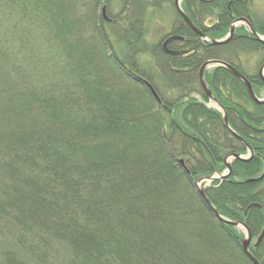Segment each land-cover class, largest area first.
Instances as JSON below:
<instances>
[{
    "label": "trees",
    "instance_id": "obj_1",
    "mask_svg": "<svg viewBox=\"0 0 264 264\" xmlns=\"http://www.w3.org/2000/svg\"><path fill=\"white\" fill-rule=\"evenodd\" d=\"M103 1L0 0V264H252L241 251L243 234L216 220L193 188L197 177L221 172L226 155L245 152L221 111L207 105L197 70L205 60H223L258 95L264 44L239 30L212 45L174 11L167 35L185 40L174 41L169 55L146 41L144 21L173 0H124L108 23L98 13ZM248 6L181 2L211 39L224 37L234 18L249 19ZM252 25L264 34L262 22ZM36 38L55 53H41ZM144 54L176 96H163L154 70L139 65ZM205 80L254 151L249 161L233 160L228 178L213 181L206 195L256 235L264 212V104L252 102L223 67L207 68ZM251 202L261 208L243 216ZM263 246L264 238L249 246L261 264Z\"/></svg>",
    "mask_w": 264,
    "mask_h": 264
},
{
    "label": "water",
    "instance_id": "obj_2",
    "mask_svg": "<svg viewBox=\"0 0 264 264\" xmlns=\"http://www.w3.org/2000/svg\"><path fill=\"white\" fill-rule=\"evenodd\" d=\"M180 1L181 0H174L173 4H174V8H175V11L176 13L182 17V19L184 20V22L186 23V25L195 33L197 34L199 37L205 39V40H208L210 44L212 45H224L226 43H228L230 41V39L232 38L233 36V33H234V29L236 27V24L237 23H245L248 28H249V33L250 35L252 36V38H254L256 41L258 42H261L264 44V36H261L259 35L252 27L251 25L249 24L248 20L246 18H243V17H240V18H236L234 19L230 25H229V31H228V34L223 38V39H220V40H215V39H211V38H208L206 37V35H204V33L198 28L196 27L192 22L191 20L187 17V15L185 14V12L182 10V8L180 7ZM201 2H209L211 0H199ZM102 12L104 14V7L102 8ZM102 14V15H103ZM211 65H218V66H221L225 69H227L234 77H236L237 79H239L245 86H246V89H247V92L250 96V98L252 99L253 102H255L256 104H264V98L263 99H259L254 91H253V88L250 84V82L235 68L233 67L231 64L225 62V61H222V60H217V59H210V60H206L204 61L199 69H198V74H197V77H198V82L203 90V92L206 94L207 98L209 100H212L213 102L215 101L213 95H212V92L210 90V88L208 87L207 83H206V80H205V77H204V71H205V68L208 67V66H211ZM264 63L261 64V66L259 67V70H258V75L260 77V79L262 80V82L264 83ZM145 84L146 86L148 87L149 91L151 92V94L153 95V97L159 101V98L155 92V90L153 89V87L145 81ZM223 112V125L224 127L229 130L230 132H232L239 140H241L242 143H244V140L238 136L231 128L230 126L228 125V122H227V117H226V114L225 112L222 110ZM252 155V151L251 149L249 148V155L246 156V157H243L241 156L239 153H232L230 155H227L225 158H224V164L225 166L227 167V172L224 173V174H220L219 175V178L220 179H224L226 178L229 173H230V169H231V164H230V161L228 160H231V159H238V160H243V161H247L250 159ZM178 163H179V166L183 168V170L188 173V170L185 168L184 166V163H183V160L182 159H178ZM212 179H215L213 176H207V177H204V178H197L194 182H193V186H194V189H195V192H196V195L198 196V198L200 199V201L203 203V205L206 207V209L209 211V213L217 220L223 222V223H227V224H230V225H233V226H240L242 227L244 230H245V236L240 239V244H241V249H242V252L244 253V255L248 258V260L252 263V264H260L258 262V260L254 257V255L251 253V251L249 250V244H250V241H251V232H250V229L241 221H230L224 217H222L218 211L216 210V208L214 207V205L210 202V200L208 199V197L206 196V193H205V187L204 186H200V183L203 181V180H212ZM251 206H258V204L256 203H253V204H250L248 207L250 208ZM264 237V227L260 233V235L258 236L257 240H256V244L260 243V241L262 240V238Z\"/></svg>",
    "mask_w": 264,
    "mask_h": 264
},
{
    "label": "rangeland",
    "instance_id": "obj_3",
    "mask_svg": "<svg viewBox=\"0 0 264 264\" xmlns=\"http://www.w3.org/2000/svg\"><path fill=\"white\" fill-rule=\"evenodd\" d=\"M123 1L124 0H107L106 2H104L106 4V12L109 16L114 17L117 14H119V12L122 10L123 8ZM102 4V3H101ZM101 4H100V10L98 9V13H101ZM248 7H249V17L251 20H253L255 23L258 22H262L263 26H264V0H248ZM81 6V5H80ZM86 10L85 5L83 4L78 12H84ZM174 8L170 5V4H164L163 8L160 11H155L153 13V15L151 16L150 13H146L145 16V21H144V25L147 29V34H146V41L148 43H152V44H161V41L163 39V36L170 32L171 27H172V23L173 20L175 18V12H174ZM246 26L244 25V23H238L237 24V28L236 31L238 32L239 30H245ZM106 32L108 33V37L109 40L112 43L113 49L115 50L116 53H119L122 56V44L120 43L119 40H117L114 36H112V34L110 33V28L109 27H105ZM88 31V30H87ZM264 35V34H263ZM11 40V38L9 39ZM35 43L39 46V50L41 51V53L49 55L51 51H53L55 53V50L53 49V44L52 43H46L45 40H43L42 38H36L34 39ZM12 43H15V40L11 41ZM15 44H13V48H14ZM57 55V54H56ZM55 55V56H56ZM50 56V55H49ZM252 55H248L247 58ZM37 58V57H35ZM262 57H258V60H262ZM139 65L144 68L149 70L150 72H152V70H154L152 72L153 76V80L154 83L157 85V87L159 88V90L162 92L163 96L165 97H174L176 96L175 91H169V89L167 88V84L162 80V78L158 75V69L154 67L155 62L154 59L152 57L149 56V54H144L140 57L139 59ZM28 66H24V68H27ZM151 69V70H150ZM35 71V70H34ZM259 93L258 96L259 98L264 97V86L259 88ZM196 98H199L197 95H193ZM208 106H214L208 103ZM225 171V169H224ZM207 183V182H204ZM204 185V184H203ZM264 210V209H262ZM263 221H262V225L261 227L258 229V232L256 235H252V240H251V244H254L255 239L257 238L258 234L260 233V231L262 230V227L264 226V212L261 214ZM236 230L238 233H242L244 232V229L242 227H236ZM264 248V246H263Z\"/></svg>",
    "mask_w": 264,
    "mask_h": 264
},
{
    "label": "flooded vegetation",
    "instance_id": "obj_4",
    "mask_svg": "<svg viewBox=\"0 0 264 264\" xmlns=\"http://www.w3.org/2000/svg\"><path fill=\"white\" fill-rule=\"evenodd\" d=\"M104 7V14H103V12H102V8ZM101 13L103 14L102 15V17H103V20L105 21V22H111V20L113 19V17H111V16H109L108 14H107V12H106V4L105 3H103L102 5H101ZM248 21H249V23H250V25L252 26V28H253V25H252V21L253 20H251L250 18L248 19ZM183 22H184V20H183ZM185 23V22H184ZM186 24V23H185ZM194 24V23H193ZM195 25V24H194ZM254 29V28H253ZM236 31V30H235ZM249 31H248V29L246 28L245 29V34H246V36H248V37H250V38H252V36L250 35V33H248ZM235 33V32H234ZM261 34V33H260ZM234 35V34H233ZM253 39V38H252ZM185 39L183 38V37H177V36H174V35H170V34H168L167 35V33L163 36V39H162V41H161V44H160V46H161V48L164 50V52H166L167 54H169V55H174V53H175V51L173 50V49H171V45L173 44V42L174 41H180V42H183ZM166 41V42H165ZM233 66V65H232ZM234 67V66H233ZM237 69V68H236ZM257 74H258V71H257ZM259 76V75H258ZM239 80V79H238ZM240 81V80H239ZM241 82V81H240ZM242 83V82H241ZM245 86V85H244ZM244 140V139H243ZM243 144V146H244V148H245V152H243V155H245V156H248L249 155V148L251 149V151H252V155H251V157H250V159L253 157V149L251 148V146H250V144L248 143V142H246L245 140H244V143H242ZM249 159V160H250ZM248 160V161H249ZM263 172H264V170H263ZM258 180H260L261 179V176H259V177H256ZM251 180H253V179H251ZM261 187H263V186H261ZM263 189V188H262ZM249 205V204H248ZM247 205V206H248ZM247 206L245 207V209H244V211H243V216H246L247 215V212H248V210L247 211H245L246 210V208H247Z\"/></svg>",
    "mask_w": 264,
    "mask_h": 264
},
{
    "label": "bare ground",
    "instance_id": "obj_5",
    "mask_svg": "<svg viewBox=\"0 0 264 264\" xmlns=\"http://www.w3.org/2000/svg\"><path fill=\"white\" fill-rule=\"evenodd\" d=\"M228 122V121H227ZM229 125V124H228ZM225 128V127H224ZM231 128V127H230ZM232 129V128H231ZM233 130V129H232ZM229 131V130H228ZM234 131V130H233ZM230 132V131H229ZM235 132V131H234ZM236 139H238L232 132H230ZM236 133V132H235ZM238 136H240L238 133H236ZM241 137V136H240ZM242 138V137H241ZM243 139V138H242ZM239 140V139H238ZM240 142H241V140H239ZM242 143V142H241ZM234 153H237V152H234ZM232 154V153H231ZM228 155H230V154H228ZM227 156V155H226ZM225 156V157H226ZM224 157V158H225ZM224 158H223V165H225L224 164ZM185 168H186V166H185ZM183 169V168H182ZM187 169V168H186ZM188 170V169H187ZM185 172V171H184ZM186 173V172H185ZM188 173H189V171H188ZM187 173V174H188ZM208 176H213V177H215V176H217V172H213L212 174H210V175H208ZM229 176V175H228ZM228 176L226 177V178H224V179H227L228 178ZM205 177H207V176H205ZM198 178H204V177H198ZM248 182H251V181H256V180H247ZM253 203H256V204H258V206H251L250 207V209L251 208H253V207H255V208H261V204H259V203H257V202H251V203H249V205L250 204H253Z\"/></svg>",
    "mask_w": 264,
    "mask_h": 264
}]
</instances>
